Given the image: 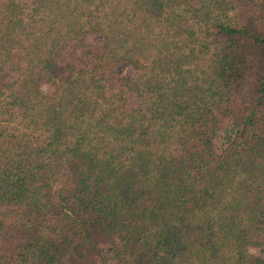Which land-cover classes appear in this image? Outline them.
<instances>
[{
  "label": "trees",
  "instance_id": "obj_1",
  "mask_svg": "<svg viewBox=\"0 0 264 264\" xmlns=\"http://www.w3.org/2000/svg\"><path fill=\"white\" fill-rule=\"evenodd\" d=\"M0 264H264V0H0Z\"/></svg>",
  "mask_w": 264,
  "mask_h": 264
},
{
  "label": "rangeland",
  "instance_id": "obj_2",
  "mask_svg": "<svg viewBox=\"0 0 264 264\" xmlns=\"http://www.w3.org/2000/svg\"><path fill=\"white\" fill-rule=\"evenodd\" d=\"M121 69H122V71L124 72V74H126V75H130L131 74V72H130V70L128 69V67H126V66H122L121 67Z\"/></svg>",
  "mask_w": 264,
  "mask_h": 264
}]
</instances>
